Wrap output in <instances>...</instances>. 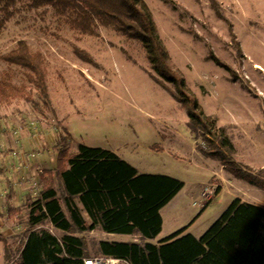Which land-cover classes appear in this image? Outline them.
Here are the masks:
<instances>
[{
    "label": "rangeland",
    "instance_id": "374dc122",
    "mask_svg": "<svg viewBox=\"0 0 264 264\" xmlns=\"http://www.w3.org/2000/svg\"><path fill=\"white\" fill-rule=\"evenodd\" d=\"M142 1L172 65L206 113L219 115L228 107L242 112L244 119L228 129L232 148L216 153L237 179L210 204L200 195L203 187H211L220 160L199 151L201 139H194L186 110L151 79L139 43L102 28L98 36H79L52 10L19 7L0 25V54L21 38L40 51L48 100L33 92L32 101L15 98L0 104V264L7 254L9 262L16 257L28 227L15 208L35 194L39 171L55 165L61 127L68 132L70 152L78 144L100 147L140 173H162L183 182L161 208L156 239L191 221L190 233L200 236L230 193L264 207V187L235 174L239 168L256 172L264 164V0H216L217 10L210 0ZM210 53L228 67L208 59ZM5 69L0 60V71ZM12 72L18 81L20 71L13 66ZM86 239V250L93 255L100 239L126 241L131 236L95 230Z\"/></svg>",
    "mask_w": 264,
    "mask_h": 264
},
{
    "label": "trees",
    "instance_id": "16d2710c",
    "mask_svg": "<svg viewBox=\"0 0 264 264\" xmlns=\"http://www.w3.org/2000/svg\"><path fill=\"white\" fill-rule=\"evenodd\" d=\"M166 1V0H163ZM218 9L216 0H210ZM19 7L52 10L56 18L79 36H98L99 28L139 43L148 62L147 73L186 110L199 151L216 156L231 141L213 116L206 115L184 78L172 65L142 0H0V25ZM26 39H17L0 54L7 69L0 71V104L32 101V93L48 100L45 58L32 50ZM78 56L88 59L78 51ZM208 59L228 67L210 53ZM20 71L14 81L12 67ZM68 132L61 127L55 165L38 175L35 194L16 212L25 215L28 227L16 257L5 264H83L90 256L125 259L129 264H264V207L233 197L200 235L185 232L189 225L156 243L163 208L182 188L177 178L159 173H140L114 152L78 144L68 150ZM240 169V168H239ZM249 184L264 187V168L239 172ZM95 230L131 236L126 241L100 239L93 255L87 251L86 234ZM57 232V233H56ZM135 238V240L133 239ZM0 236V240H1ZM9 262V263H8Z\"/></svg>",
    "mask_w": 264,
    "mask_h": 264
},
{
    "label": "crops",
    "instance_id": "0c3cea01",
    "mask_svg": "<svg viewBox=\"0 0 264 264\" xmlns=\"http://www.w3.org/2000/svg\"><path fill=\"white\" fill-rule=\"evenodd\" d=\"M200 104V103H199ZM200 106H201V108H202V110H203V112L206 114V115H210V116H213V117H215V119H216V125L219 127V128H223L224 130H225V132L227 133V135H228V137H229V133H228V129H230L231 130V126H233V125H235V123H236V121L238 122L239 120H242V119H244L243 117H241L242 115H241V111L238 109V108H236L235 110H233L232 108H230V107H228V108H226V110L223 112V113H221V114H219V115H213V114H208V113H206V111L204 110V107L200 104ZM264 164H262V165H259V167L258 168H255V169H260V168H263L264 166H263ZM228 166V164H222L221 162H219V166L217 167L218 168V170L217 171H213V176H214V180L212 179V180H210V182H209V185L208 186H214L215 187V192L213 193V196L209 199V200H207V202L206 203H208V204H210L211 203V200L213 199V197L215 196V197H217L218 196V192H220L221 190H222V188L223 187H225L226 185H232V184H234V182H235V178L236 177H231L230 176V170H229V167H227ZM43 169V168H42ZM41 169V170H42ZM227 169V173H226V170ZM40 170V171H41ZM39 171V172H40ZM39 174V173H38ZM237 176H239V169H238V171H236V173H235ZM237 179V178H236ZM12 182H9V184H11ZM207 186H205V187H203L202 188V190L200 191L201 193H203V191L205 190V188H206ZM226 192L229 194L230 193V190L229 189H226ZM200 193V195H202ZM230 199H228V200H226L225 201V203H223L222 205H219L218 206V209H217V211H215L216 213L217 212H219L218 214H220L221 213V211L225 208V205H228V203L230 202V200L233 198V197H236L235 195H233L232 193H230ZM238 197V196H237ZM240 198V200L242 199V200H244V201H247V202H250V203H253V204H257V205H259L260 203H257L256 201H253V200H248V199H243V198H241V197H239ZM203 203V202H202ZM262 206V205H261ZM161 209V208H160ZM162 210V209H161ZM161 210H160V214H161ZM161 218H162V215H161ZM193 223V222H192ZM191 223V224H192ZM98 233L99 232H101V233H103V234H107V233H105V232H102V231H99V230H96ZM185 232H189V234H190V231H189V229L187 228L186 229V231ZM192 234V233H191ZM108 235V234H107ZM194 235V234H193ZM158 236V235H157ZM157 236L154 238V239H149L148 241H150V242H153V243H156V242H158L159 240H161V239H156L157 238ZM195 236V235H194Z\"/></svg>",
    "mask_w": 264,
    "mask_h": 264
},
{
    "label": "built area",
    "instance_id": "2783aa9c",
    "mask_svg": "<svg viewBox=\"0 0 264 264\" xmlns=\"http://www.w3.org/2000/svg\"><path fill=\"white\" fill-rule=\"evenodd\" d=\"M203 147L205 146L204 142L201 144ZM215 192V187L211 186L208 189L203 191L202 196L204 199L209 200L213 193ZM83 264H129L125 261V259L117 258V257H108V256H90L83 259Z\"/></svg>",
    "mask_w": 264,
    "mask_h": 264
}]
</instances>
